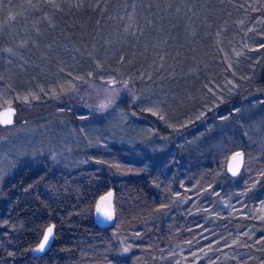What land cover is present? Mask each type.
<instances>
[{"label": "trees", "instance_id": "16d2710c", "mask_svg": "<svg viewBox=\"0 0 264 264\" xmlns=\"http://www.w3.org/2000/svg\"><path fill=\"white\" fill-rule=\"evenodd\" d=\"M97 79L127 92L104 110L48 106ZM6 106L11 126L68 147L9 168L0 264H264V0H0Z\"/></svg>", "mask_w": 264, "mask_h": 264}, {"label": "rangeland", "instance_id": "374dc122", "mask_svg": "<svg viewBox=\"0 0 264 264\" xmlns=\"http://www.w3.org/2000/svg\"><path fill=\"white\" fill-rule=\"evenodd\" d=\"M107 84L108 80H90L77 90L70 91L62 97L51 99L47 104L48 106H52L57 101H68L67 104L70 103L84 112L92 108L104 110L118 97L127 92L123 83L111 84L112 86ZM27 114L28 106L24 105L20 110V115L27 117ZM20 130L19 123L8 128H0V184L5 177L13 172L9 169L13 166L12 163L18 164L20 162L22 164L29 157V154H27L29 152H25L27 150L31 151L35 148L32 150L34 155L30 160L38 159L42 155L48 156L52 161L66 157V153H63V151L67 149L68 144L63 139L62 134L55 135L44 132L45 130L43 129L37 133L29 127ZM28 133L30 135L27 137L23 139H21L22 137L19 138L20 135L24 136ZM74 137L76 141L78 136ZM80 139L82 140V137ZM86 143L89 144L88 141Z\"/></svg>", "mask_w": 264, "mask_h": 264}, {"label": "water", "instance_id": "95a60500", "mask_svg": "<svg viewBox=\"0 0 264 264\" xmlns=\"http://www.w3.org/2000/svg\"><path fill=\"white\" fill-rule=\"evenodd\" d=\"M11 111L13 113L11 119H12V123L11 124H8V125H5L3 123H0V127H8V126H11L12 124H14V121H15V117H16V109L12 106H6V107H3V108H0V119L3 118V113L5 111ZM237 153H240L241 155L239 157H237L235 160L233 159L234 156H236ZM242 165H243V154L241 152H235L233 154H231L227 160H226V163H225V171L226 173L229 175V176H236L241 168H242ZM233 172H235V175L233 174ZM108 193H111L112 194V191H108L107 193H105L104 195H102L95 203L94 205V209H93V220H94V223L99 226L100 228H105V227H108L112 224V222L114 221V217H115V211H114V207H113V194L110 198V203H111V210H112V218L110 220L108 219H105L102 215L98 214L97 213V205L101 203V198L103 197H107L108 196ZM51 228L52 229V233H53V227H48L47 229H45V231L43 232V235L40 239V241L38 242V244L31 250V254L33 256H38V255H41L43 252H45L48 247L50 246L51 244V241H52V234L51 236H49V240H48V243L45 245L44 247V250L43 251H36V249L39 247V245L41 243H43V239H44V236L48 234V229Z\"/></svg>", "mask_w": 264, "mask_h": 264}, {"label": "snow or ice", "instance_id": "6c2138e0", "mask_svg": "<svg viewBox=\"0 0 264 264\" xmlns=\"http://www.w3.org/2000/svg\"><path fill=\"white\" fill-rule=\"evenodd\" d=\"M13 113L9 110V111H5L3 113V118L0 119V123H3L5 125L11 124L12 123V117ZM241 154L237 153L236 156L233 157V159L235 160L237 157H239ZM233 174L235 175V172H233ZM112 194L108 193L107 197H103L101 198V203L97 205V213L102 215L105 219L110 220L112 218V210H111V203H110V198H111ZM52 234V229L49 228L48 229V234L44 236L43 239V243H41L39 245V247L36 249V251H43L45 245L48 243L49 240V236H51Z\"/></svg>", "mask_w": 264, "mask_h": 264}]
</instances>
